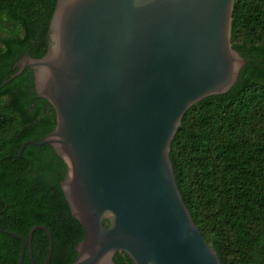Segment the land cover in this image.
<instances>
[{"label": "water", "instance_id": "obj_1", "mask_svg": "<svg viewBox=\"0 0 264 264\" xmlns=\"http://www.w3.org/2000/svg\"><path fill=\"white\" fill-rule=\"evenodd\" d=\"M235 0H56L36 95L55 112L40 142L64 162L60 187L84 238L72 264H220L178 190L171 143L196 103L229 91L245 60L231 47ZM5 81L4 84L8 83ZM108 222V226L104 222ZM23 236L31 264L32 234ZM1 231V230H0ZM2 232V231H1Z\"/></svg>", "mask_w": 264, "mask_h": 264}, {"label": "trees", "instance_id": "obj_2", "mask_svg": "<svg viewBox=\"0 0 264 264\" xmlns=\"http://www.w3.org/2000/svg\"><path fill=\"white\" fill-rule=\"evenodd\" d=\"M56 0H0V264H18L22 242L36 226L52 237L50 264H72L84 238L60 187L66 166L40 142L56 125L36 95L33 71L18 77L25 57L42 58ZM231 47L245 60L237 81L183 116L171 143L176 184L192 221L220 264H264V0H235ZM5 81L8 83L4 84ZM108 226V222H104ZM49 239L32 234L34 264ZM115 264H132L122 252ZM23 264H31L26 249Z\"/></svg>", "mask_w": 264, "mask_h": 264}]
</instances>
